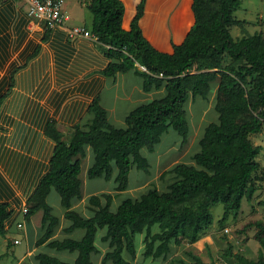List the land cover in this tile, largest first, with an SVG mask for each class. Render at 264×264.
I'll use <instances>...</instances> for the list:
<instances>
[{
  "label": "trees",
  "instance_id": "16d2710c",
  "mask_svg": "<svg viewBox=\"0 0 264 264\" xmlns=\"http://www.w3.org/2000/svg\"><path fill=\"white\" fill-rule=\"evenodd\" d=\"M145 1L137 4L127 30L122 27L124 5L120 0L84 1L91 14L90 33L98 42L110 46L105 56L117 60L109 62L102 75L114 77L133 70L142 78L143 91L163 86L165 94L132 109L124 118V128H116L107 121L98 96L89 105L92 118L86 129L74 128L68 141L63 140L54 123L45 127L44 134L53 147L47 172L27 201L24 220L41 210L43 233L36 245L52 237L57 218L46 198L53 189L64 209V218L70 222L65 232L82 229L83 235L78 240L48 242L56 250L77 252L73 263L39 253L35 256L39 264H91V254L97 251L96 232L100 228H105L103 239L110 246L102 264L108 261L130 264L123 252L135 258L136 234H143L144 259L164 257L171 244L192 245L200 239L202 232L212 225L213 205L222 204L223 212L218 220L221 225L231 213L240 210L243 199L250 200L256 191L253 178L260 167L257 157L261 148L254 146L249 136L259 133L264 123L263 36L253 33L237 40L231 37L230 27L243 25L242 20L232 15L240 0H192L191 28L179 44H172L171 53L161 52L145 39L139 27ZM16 12L15 0H0V59L10 54ZM225 56L229 61L223 64ZM214 81L217 120L205 126L198 140L199 149L190 156L193 165L177 163L162 174L172 175L165 191L150 188L136 199L125 198L115 211L110 210L111 194L91 196L89 204L95 209L90 218L71 209L72 200L81 196L79 173L85 146L93 153L88 178L113 177L115 191L126 190L132 167L149 170L142 149L152 152L169 130L180 137L181 145L186 142L185 104L189 98L205 99ZM3 83L0 101L12 86L11 82ZM2 192L4 186L0 182ZM9 216L7 204L0 202V236L6 234ZM154 226L158 227L157 232H153ZM258 229L264 232V225H258ZM227 254L234 256L239 264H264L262 259H246L229 250ZM191 257L190 264H215Z\"/></svg>",
  "mask_w": 264,
  "mask_h": 264
},
{
  "label": "crops",
  "instance_id": "0c3cea01",
  "mask_svg": "<svg viewBox=\"0 0 264 264\" xmlns=\"http://www.w3.org/2000/svg\"><path fill=\"white\" fill-rule=\"evenodd\" d=\"M84 1H78L80 9H86ZM120 1L124 5L122 27L127 30L140 0ZM191 4L192 0H146L143 15L139 20L142 35L157 50L171 53L172 44H179L193 24ZM13 22L10 54L8 53L7 58L0 59V86H3L4 80L12 83L10 90L0 101V182L4 186V192L0 193V202L6 203L10 211L6 229L8 231L15 224L19 226L18 223L21 221H18V218L22 215L20 225H23L28 248L20 256L17 264H39L35 259L39 253L73 263L77 252L56 250L48 246L49 241L66 238L78 240L83 235L82 229L65 232L64 229L70 225V222L64 218L62 207L63 211L56 216L57 226L52 237L38 246L36 240L43 233L42 211H36L41 213L38 223L31 221V217L36 212L28 221L24 220L22 213L38 181L48 169L53 142L44 134L45 127L50 122L54 123L63 140L68 141L74 128L86 129L92 118L89 105L98 96L100 105L107 113V121L116 128H124V118L132 109L162 97L165 90L162 86L158 89L152 88L148 92L143 91L142 78L133 70L117 73L114 77L103 76L102 71L106 65L117 60L115 58L110 60L105 56L107 45L82 36L69 37L66 29L77 24H65L62 28L47 29L41 24L31 23L21 11L16 12ZM80 26H84L89 31V25L87 26L85 22ZM34 51L37 52L30 57ZM2 91L5 92L1 89ZM174 150L176 149L172 147L167 152L174 157L172 160L178 157L174 154L176 152ZM190 156L189 163L186 164L193 165ZM172 162L158 167L154 179L158 175L160 181L163 180L165 184L162 190L157 189L160 192L165 191L172 180L171 174L165 176L162 174L175 164L182 163ZM122 192L116 191V193ZM94 195L101 194H90L87 199L80 196L79 199L72 200L71 209L84 218H90L95 208L89 204V198ZM140 195L142 194L131 199H136ZM157 231L158 227L155 229L154 226L153 232ZM104 234L100 238L107 243L109 251L110 246L108 241L103 239ZM13 244H19L18 240L15 239ZM172 245L175 244H171L170 251ZM188 246L190 245L186 244V247ZM106 252L98 249L92 253L91 264L93 255L100 256L99 264H102ZM123 254L130 264L134 262L135 258L131 259L125 252ZM166 256L159 258L165 259ZM106 263L112 264L110 261Z\"/></svg>",
  "mask_w": 264,
  "mask_h": 264
},
{
  "label": "rangeland",
  "instance_id": "374dc122",
  "mask_svg": "<svg viewBox=\"0 0 264 264\" xmlns=\"http://www.w3.org/2000/svg\"><path fill=\"white\" fill-rule=\"evenodd\" d=\"M78 1L64 0L63 12L67 17L65 24H77L76 26H80L81 23L85 22L88 26L91 22V14L87 9H80ZM15 6L17 11H20L19 3L16 2ZM22 9L24 11L28 10L26 6L22 7ZM232 15L234 18L243 21L242 27H230L229 31L234 40L239 39L244 34L253 33H260L264 38V0H240V6ZM228 61L229 58L225 56L223 64ZM215 87L216 81L211 84L210 92L205 99L196 97L187 100L184 109L188 122V133L186 142L183 145H181L180 137L173 130H169L162 135L160 142L154 147L152 152L142 149V154L148 159L149 170L144 172L132 167L128 174V188L125 192L116 193L113 180L111 179L88 178L86 173L93 159L90 148L85 147V157L81 161L79 174L81 197L87 199L90 194L109 193L112 195L111 210H115L125 198L136 197L150 188L162 190L165 185L163 180L160 181L158 175L154 179L158 167L160 165L166 166L171 161H173L172 163H189L190 154L199 149L198 140L201 138L205 126L216 122L217 113L214 110ZM249 139L254 146L261 148L257 157L260 167L253 178L256 191L252 198L250 200L243 199L240 210L236 213H231L221 225L218 224V220L223 212L222 204L213 205L210 208L212 225L202 232L200 239L193 246L186 247L185 243L172 245L171 251L165 259L159 258L156 261H151V259L143 260L141 258L143 235L136 234L134 236L136 254L132 264H180L179 262L190 264L193 262L191 255L198 257L203 263L239 264L234 256L227 254L228 250L231 254H238L246 259L264 260V232H260L258 229V225H264V123L261 125L260 132L250 135ZM172 147L176 149L174 154L178 156L175 160H172L174 157L167 153L169 148ZM47 202L52 208V213L55 216H59L60 211H63V209L59 205V197L54 190H51L48 195ZM26 208H28L27 204ZM40 214V212H36L31 217V221L38 223ZM18 221H21L18 223L19 226L15 224L4 236H0V264H17L20 256L28 248L23 225H20L22 223V215L19 216ZM38 227L37 233H39ZM155 229H157L156 226ZM103 233H105V228L97 230L94 243L97 250L106 252L109 247L100 238ZM15 239L18 240L19 244H13ZM123 256L125 258V254ZM94 257L95 255L92 256V264H99L100 256Z\"/></svg>",
  "mask_w": 264,
  "mask_h": 264
},
{
  "label": "built area",
  "instance_id": "2783aa9c",
  "mask_svg": "<svg viewBox=\"0 0 264 264\" xmlns=\"http://www.w3.org/2000/svg\"><path fill=\"white\" fill-rule=\"evenodd\" d=\"M16 2L19 3L20 10L25 13L33 24H43L47 29L65 26L67 17L63 12L64 0H15ZM24 6L27 7V11L22 9ZM66 31L71 38L82 36L97 41V38L90 31L86 30L84 26H74L67 28ZM140 69L145 70L141 66ZM26 211L27 208L23 207L22 213L25 214Z\"/></svg>",
  "mask_w": 264,
  "mask_h": 264
},
{
  "label": "bare ground",
  "instance_id": "6f19581e",
  "mask_svg": "<svg viewBox=\"0 0 264 264\" xmlns=\"http://www.w3.org/2000/svg\"><path fill=\"white\" fill-rule=\"evenodd\" d=\"M207 109V108H206ZM206 109H205V111H206ZM204 110V109H203ZM209 110V109H208ZM203 113V112H202ZM208 113V112H207ZM210 113V112H209ZM202 117V116H201ZM199 119V118H198ZM199 121V120H198ZM198 121H197V123H198Z\"/></svg>",
  "mask_w": 264,
  "mask_h": 264
}]
</instances>
